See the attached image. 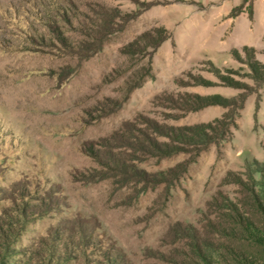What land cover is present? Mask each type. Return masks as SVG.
<instances>
[{
    "label": "rangeland",
    "instance_id": "obj_1",
    "mask_svg": "<svg viewBox=\"0 0 264 264\" xmlns=\"http://www.w3.org/2000/svg\"><path fill=\"white\" fill-rule=\"evenodd\" d=\"M250 1L0 0V264H264Z\"/></svg>",
    "mask_w": 264,
    "mask_h": 264
},
{
    "label": "trees",
    "instance_id": "obj_2",
    "mask_svg": "<svg viewBox=\"0 0 264 264\" xmlns=\"http://www.w3.org/2000/svg\"><path fill=\"white\" fill-rule=\"evenodd\" d=\"M252 1L253 0H251L248 4H247V6H246V4H243V5H241V6H239V7H237V8H235L234 10H233V13L231 14V16H233V17H235V16H237L239 13H241L242 11H243V8L245 7V9L248 11V13H249V16H252ZM148 74H146L145 76H147ZM136 84L137 83H134V84H132V85H129L128 87H127V89H126V93H129L135 86H136ZM128 85V84H127Z\"/></svg>",
    "mask_w": 264,
    "mask_h": 264
},
{
    "label": "crops",
    "instance_id": "obj_3",
    "mask_svg": "<svg viewBox=\"0 0 264 264\" xmlns=\"http://www.w3.org/2000/svg\"><path fill=\"white\" fill-rule=\"evenodd\" d=\"M195 3H196V2H195ZM208 4H211V5H212L213 3H208ZM238 6H239V5H238ZM233 8H235V7H233ZM230 13H231V12H230ZM230 13H229V14H230ZM229 14L227 15V18H231V17H232V18H235V17H236V16L233 17V16H231V14H230V15H229Z\"/></svg>",
    "mask_w": 264,
    "mask_h": 264
}]
</instances>
